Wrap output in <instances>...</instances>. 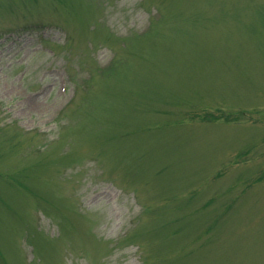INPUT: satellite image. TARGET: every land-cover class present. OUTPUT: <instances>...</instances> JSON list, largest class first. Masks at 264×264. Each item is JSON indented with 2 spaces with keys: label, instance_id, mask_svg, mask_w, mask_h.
I'll return each instance as SVG.
<instances>
[{
  "label": "rangeland",
  "instance_id": "1",
  "mask_svg": "<svg viewBox=\"0 0 264 264\" xmlns=\"http://www.w3.org/2000/svg\"><path fill=\"white\" fill-rule=\"evenodd\" d=\"M0 264H264V0H0Z\"/></svg>",
  "mask_w": 264,
  "mask_h": 264
}]
</instances>
